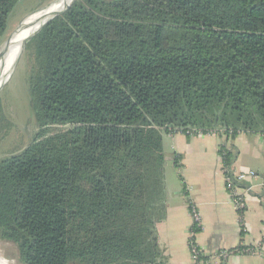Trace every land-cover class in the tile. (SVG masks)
<instances>
[{
  "label": "trees",
  "instance_id": "16d2710c",
  "mask_svg": "<svg viewBox=\"0 0 264 264\" xmlns=\"http://www.w3.org/2000/svg\"><path fill=\"white\" fill-rule=\"evenodd\" d=\"M24 1L0 0V46ZM24 53L36 132L0 160V241L20 264H167L163 135H264V0H75Z\"/></svg>",
  "mask_w": 264,
  "mask_h": 264
},
{
  "label": "crops",
  "instance_id": "0c3cea01",
  "mask_svg": "<svg viewBox=\"0 0 264 264\" xmlns=\"http://www.w3.org/2000/svg\"><path fill=\"white\" fill-rule=\"evenodd\" d=\"M251 135L263 137L248 133H238L230 138L218 135L189 136L183 133L163 135L166 212L156 225V233L167 264H193L187 246L192 226L191 205L200 216V230L194 236L195 245L209 261L216 260L212 252L217 250L252 247L249 244L255 239L251 237V227L247 232L246 224L250 226L253 223L251 217L254 212L262 217L257 209V205L262 206V201L256 195L261 193L264 185H256L258 177L254 172L256 177L249 181L253 191L247 197L246 209L242 215L244 231L241 232L240 218L228 194L218 153L223 144L236 149L237 157L232 170L236 173L247 172L244 170L247 167L243 164L245 153L241 148L248 145L247 139ZM206 235L211 238L208 243L204 239ZM258 244L261 245L260 253L234 254L224 264H264V241Z\"/></svg>",
  "mask_w": 264,
  "mask_h": 264
},
{
  "label": "rangeland",
  "instance_id": "374dc122",
  "mask_svg": "<svg viewBox=\"0 0 264 264\" xmlns=\"http://www.w3.org/2000/svg\"><path fill=\"white\" fill-rule=\"evenodd\" d=\"M53 2L55 0H27L17 5L7 21L8 27L4 36L5 40L0 46V49L5 42L8 43L10 41L26 19L37 14L42 8L49 6ZM30 14L32 15L29 16ZM30 69L31 61L29 55L24 53L23 50L18 63L11 73L12 75L7 76L0 87V160L25 149L36 132L30 108V96L27 83ZM247 143V146L241 148L243 149V153H245L243 154V164L247 167L244 170H247V172H255L258 177L256 185L259 184V186L261 185L263 187L264 138L258 135H251L247 139ZM169 170L170 165L168 164L167 174H169ZM257 209L262 217L257 212H254V215L251 217L253 223L250 226L246 224L247 232L248 228L251 227V237L253 236L255 239L254 242L249 244L253 248L257 247L258 242L264 241V207L257 205ZM204 239L207 243L210 242V235H206ZM248 240L249 237L246 238V242ZM242 248L244 247L242 246ZM217 251L212 253L216 254ZM0 256L5 258V260H0V264H13L12 261L15 264H20L15 257L16 249L9 242L0 241Z\"/></svg>",
  "mask_w": 264,
  "mask_h": 264
},
{
  "label": "built area",
  "instance_id": "2783aa9c",
  "mask_svg": "<svg viewBox=\"0 0 264 264\" xmlns=\"http://www.w3.org/2000/svg\"><path fill=\"white\" fill-rule=\"evenodd\" d=\"M180 132H176L173 134H178ZM189 136H198L203 135L200 132L195 131H187L185 133ZM172 135V134H171ZM206 135H217L215 132H210ZM264 137V135H263ZM224 175V170H223ZM256 177V174L252 171L249 172H239L236 173L232 170V178L227 177L224 175L226 188L228 191V194L231 198V202L239 215L240 218V231L243 232V226H242V215L246 209V203H247V197L249 194L253 191V186L249 184V181ZM233 180L235 183H233ZM241 185V186H240ZM190 212H191V218H192V224H196L198 228H200V216L196 212L195 208L191 205L190 206ZM191 238V236H190ZM187 246L189 248V251L191 253L193 263L194 264H221L222 261H225L228 257L234 255V254H247L251 255L254 253H260L259 250L261 248V245L258 244L256 248L253 247H244L241 249H234L233 251H219L217 252L215 256V261H209L207 260H200L199 256L202 255L201 251L194 245L190 239L187 242ZM204 256V255H203Z\"/></svg>",
  "mask_w": 264,
  "mask_h": 264
},
{
  "label": "bare ground",
  "instance_id": "6f19581e",
  "mask_svg": "<svg viewBox=\"0 0 264 264\" xmlns=\"http://www.w3.org/2000/svg\"><path fill=\"white\" fill-rule=\"evenodd\" d=\"M73 0H56L38 10L39 12L26 19L10 41L0 49V87L7 76H11L15 65L18 63L22 53L24 40L52 14L57 13L67 7ZM37 12V11H36ZM35 13V12H34ZM33 14V13H32ZM31 16V15H30ZM5 258L0 256V260ZM15 264L14 261H12Z\"/></svg>",
  "mask_w": 264,
  "mask_h": 264
},
{
  "label": "water",
  "instance_id": "95a60500",
  "mask_svg": "<svg viewBox=\"0 0 264 264\" xmlns=\"http://www.w3.org/2000/svg\"><path fill=\"white\" fill-rule=\"evenodd\" d=\"M56 1V0H55ZM75 0H73L67 7H65L63 10H61V11H59V12H57V13H54V14H52L50 17H48L45 21H43V23L37 28V30L36 31H34L33 33H31L25 40H24V42H23V47H22V49L24 50V48H25V46H26V44L41 30V28L44 26V25H46L49 21H51L54 17H56V16H58V15H60V14H62L63 12H65L72 4H73V2H74ZM30 15H32V14H30ZM29 15V16H30ZM6 43L7 42H5L4 43V45L3 46H5L6 45ZM22 50V51H23Z\"/></svg>",
  "mask_w": 264,
  "mask_h": 264
}]
</instances>
